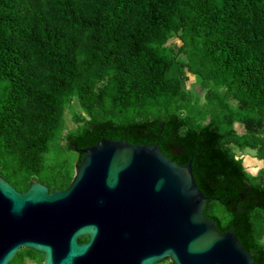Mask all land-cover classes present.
Returning a JSON list of instances; mask_svg holds the SVG:
<instances>
[{
    "label": "trees",
    "instance_id": "16d2710c",
    "mask_svg": "<svg viewBox=\"0 0 264 264\" xmlns=\"http://www.w3.org/2000/svg\"><path fill=\"white\" fill-rule=\"evenodd\" d=\"M156 120L177 139L213 134L220 163L199 173L206 192L231 179L264 191V165L253 174L238 155L264 164V0H0V176L16 189L66 188L79 156L68 141L96 123ZM55 142L71 155L50 158ZM242 216L264 264V196ZM26 259L43 254L22 247L7 264Z\"/></svg>",
    "mask_w": 264,
    "mask_h": 264
},
{
    "label": "water",
    "instance_id": "95a60500",
    "mask_svg": "<svg viewBox=\"0 0 264 264\" xmlns=\"http://www.w3.org/2000/svg\"><path fill=\"white\" fill-rule=\"evenodd\" d=\"M173 131L160 120L90 126L68 141L79 156L64 189L34 180L21 192L0 176V264L22 247L42 264H256L242 211L262 207L264 191L231 179L206 192L199 173L220 163L213 134Z\"/></svg>",
    "mask_w": 264,
    "mask_h": 264
},
{
    "label": "rangeland",
    "instance_id": "374dc122",
    "mask_svg": "<svg viewBox=\"0 0 264 264\" xmlns=\"http://www.w3.org/2000/svg\"><path fill=\"white\" fill-rule=\"evenodd\" d=\"M180 41L178 40L177 37H173L171 40H170V44L171 46L173 47H178ZM195 82V79L193 78V76H190L189 80L187 81V86L189 87L190 84H192V89H193V92L196 93V95L200 96V101L203 100V89L200 87V85L198 83H194ZM73 106H74V109L75 110H79V106L78 104L76 103V101L73 102ZM65 122H66V125L67 127H71V116H70V109L69 108H66V111H65ZM235 127L236 129L240 132L242 131V125L240 123H235ZM53 150L54 151H50L48 154V156L50 158H55L57 157V155H66V154H69L71 155L72 152H68L64 147H59V145L55 142L54 143V146H53ZM238 155H240L242 158H243V163L246 167V169L255 174L257 172V170L259 168H261L264 164L262 162V160L256 158L254 156V152L253 150H250V149H245L243 151H238ZM23 264H38L36 261L34 260H25V262ZM159 264H166V263H162V262H159Z\"/></svg>",
    "mask_w": 264,
    "mask_h": 264
},
{
    "label": "flooded vegetation",
    "instance_id": "af4514ba",
    "mask_svg": "<svg viewBox=\"0 0 264 264\" xmlns=\"http://www.w3.org/2000/svg\"><path fill=\"white\" fill-rule=\"evenodd\" d=\"M12 185V184H11ZM64 189V188H63ZM18 190V189H17ZM25 190V189H24ZM24 190H22V191H24ZM19 191H21V190H19ZM21 191V192H22ZM81 238V239H80ZM88 240V237L87 236H81V237H79V241H83V242H86ZM27 260V259H26ZM28 260H30V259H28ZM25 262V261H24ZM159 261H157L155 264H157ZM42 264V263H41Z\"/></svg>",
    "mask_w": 264,
    "mask_h": 264
}]
</instances>
